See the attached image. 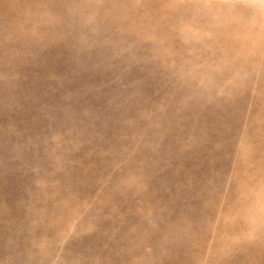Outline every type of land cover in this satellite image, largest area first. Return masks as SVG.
Listing matches in <instances>:
<instances>
[{
  "label": "rangeland",
  "instance_id": "obj_1",
  "mask_svg": "<svg viewBox=\"0 0 264 264\" xmlns=\"http://www.w3.org/2000/svg\"><path fill=\"white\" fill-rule=\"evenodd\" d=\"M0 264H264V0H0Z\"/></svg>",
  "mask_w": 264,
  "mask_h": 264
}]
</instances>
